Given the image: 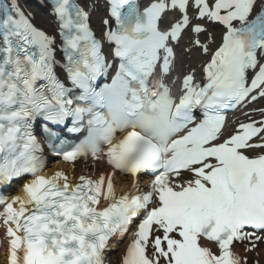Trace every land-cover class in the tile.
I'll use <instances>...</instances> for the list:
<instances>
[{
    "label": "snow or ice",
    "instance_id": "1",
    "mask_svg": "<svg viewBox=\"0 0 264 264\" xmlns=\"http://www.w3.org/2000/svg\"><path fill=\"white\" fill-rule=\"evenodd\" d=\"M44 12L37 25L0 0L4 264H258L264 0H45ZM68 134L79 143L58 147ZM49 154L79 175L42 174ZM115 172L131 178L120 194Z\"/></svg>",
    "mask_w": 264,
    "mask_h": 264
},
{
    "label": "bare ground",
    "instance_id": "2",
    "mask_svg": "<svg viewBox=\"0 0 264 264\" xmlns=\"http://www.w3.org/2000/svg\"><path fill=\"white\" fill-rule=\"evenodd\" d=\"M117 254H115L114 256H112L111 258H114ZM0 264H4L3 260H0Z\"/></svg>",
    "mask_w": 264,
    "mask_h": 264
}]
</instances>
